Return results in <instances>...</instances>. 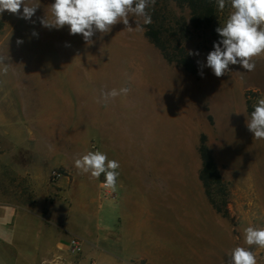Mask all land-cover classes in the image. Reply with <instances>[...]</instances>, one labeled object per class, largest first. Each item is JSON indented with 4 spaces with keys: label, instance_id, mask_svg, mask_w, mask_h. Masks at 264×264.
Listing matches in <instances>:
<instances>
[{
    "label": "rangeland",
    "instance_id": "1",
    "mask_svg": "<svg viewBox=\"0 0 264 264\" xmlns=\"http://www.w3.org/2000/svg\"><path fill=\"white\" fill-rule=\"evenodd\" d=\"M27 2L39 5L30 20L8 11L0 14V58L5 61L0 64L1 95L13 102L18 93L31 90L33 79L65 78L69 84L56 86V92H70L71 101L61 104L56 97V110L70 113L80 123L92 137L88 145L100 143L93 137L100 125L94 123L102 119L103 132L125 141L138 164L174 168L182 224L171 220L177 233L167 236L160 264H227L231 249L248 247L244 228L264 227V140L254 139L246 127L253 105L264 98V58H256L253 72L230 65L219 78L206 67L207 54L221 39L215 29L225 23L230 6L218 10L214 31L194 30L187 9L166 0L174 39L194 63L192 75L163 59L145 37L142 18H136L142 31L129 32L120 22L107 34L96 32L88 44L81 34H70L67 25L59 29L41 25L46 15L52 19L50 5L55 0ZM129 24L137 26L134 17H129ZM125 86L131 89L127 96L97 102L101 91ZM201 136L226 185L225 216L208 203L197 178ZM253 250L257 264H264V248ZM81 252L82 247L77 254L70 252L67 244L52 252L46 263L76 264Z\"/></svg>",
    "mask_w": 264,
    "mask_h": 264
},
{
    "label": "crops",
    "instance_id": "2",
    "mask_svg": "<svg viewBox=\"0 0 264 264\" xmlns=\"http://www.w3.org/2000/svg\"><path fill=\"white\" fill-rule=\"evenodd\" d=\"M67 84L33 79L13 102L0 93V264H47L71 237L82 243L76 264H160L167 236L177 233L171 220L182 224L174 168L138 164L125 141L103 132L100 119L97 150L120 163L117 186L104 196V175L92 179L74 166L92 137L56 110V97L71 101L70 92H56ZM54 169L65 175L50 179Z\"/></svg>",
    "mask_w": 264,
    "mask_h": 264
},
{
    "label": "clouds",
    "instance_id": "3",
    "mask_svg": "<svg viewBox=\"0 0 264 264\" xmlns=\"http://www.w3.org/2000/svg\"><path fill=\"white\" fill-rule=\"evenodd\" d=\"M156 0H55L50 5L52 19L47 15L41 19V25L47 28L69 27L70 34H81L86 43H93L92 37L96 32L107 34L117 23L122 22L125 29L142 31L143 25L152 23L148 11L154 7ZM226 4L231 11L225 23L215 29L221 39L214 42L213 50L207 54L206 67L217 77H222L230 71V65H240L246 72H253L256 68V58L264 55V0H216L219 11H223ZM39 5H30L27 0H0V14L8 11L20 18L30 20ZM21 7L23 11L21 14ZM129 17H134L135 28L129 24ZM21 43V41H17ZM199 55L198 52L192 53ZM0 58V64H4ZM199 63V61H198ZM8 70L5 64L3 72ZM203 76V72H200ZM127 77V73H125ZM130 79V78H129ZM129 87L101 91V100L107 104L118 96H127ZM246 127L256 140H264V98H259L253 105L250 119L247 118ZM74 166L80 174H90V178L99 179L104 175V186L115 190L120 175L118 160L109 159L107 154L89 151L74 159ZM244 243L248 247L236 246L228 253L227 264H257L254 247L264 248V227L248 226L243 230Z\"/></svg>",
    "mask_w": 264,
    "mask_h": 264
},
{
    "label": "trees",
    "instance_id": "4",
    "mask_svg": "<svg viewBox=\"0 0 264 264\" xmlns=\"http://www.w3.org/2000/svg\"><path fill=\"white\" fill-rule=\"evenodd\" d=\"M176 7L185 8L189 14V24L194 30H213L216 27V15L218 8L216 0H170ZM166 0H156L154 7L148 11L152 17V23L143 25L144 35L156 48L159 49L163 59L168 63L182 66L192 75L196 70L192 59L185 49L174 39V28L169 24V12L166 10ZM182 28L178 29L180 32ZM170 38H173L170 40ZM175 43L172 50L168 48L170 43ZM197 152L200 159L198 180L203 193L218 214L225 216V202L227 196L226 185L214 163L210 150L205 144L204 136L199 139ZM61 171L60 169H56Z\"/></svg>",
    "mask_w": 264,
    "mask_h": 264
},
{
    "label": "built area",
    "instance_id": "5",
    "mask_svg": "<svg viewBox=\"0 0 264 264\" xmlns=\"http://www.w3.org/2000/svg\"><path fill=\"white\" fill-rule=\"evenodd\" d=\"M89 151H93V152L94 151H97L96 145L93 144V143H90V145H89L86 153L89 152ZM63 175H65V173L62 170L61 171H58V170L54 169V170H52L50 172V179L53 180V179L59 178V177H61ZM101 187L103 189L104 196H108V197H111L112 196V192L110 191L109 188H106L104 186V182L101 183ZM68 247H69V251L70 252H72L74 254H77V253H79L81 251V247L82 246H81L80 240H78L75 237H72L68 241Z\"/></svg>",
    "mask_w": 264,
    "mask_h": 264
}]
</instances>
